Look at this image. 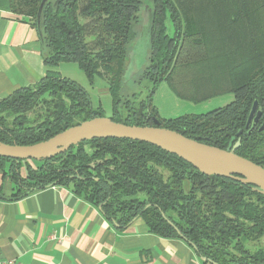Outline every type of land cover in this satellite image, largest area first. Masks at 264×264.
<instances>
[{
    "label": "trees",
    "instance_id": "trees-1",
    "mask_svg": "<svg viewBox=\"0 0 264 264\" xmlns=\"http://www.w3.org/2000/svg\"><path fill=\"white\" fill-rule=\"evenodd\" d=\"M42 1L0 0V10L21 15L37 29L49 67L36 84L0 98V142L32 145L104 116L84 87L52 69L75 62L91 82L96 76L107 80L112 120L153 126L156 118L162 127L222 149L241 136L236 153L264 167V129L259 130L264 121V0H48L39 30ZM146 4L154 16L141 78L151 85L146 97L141 92L129 96L123 94L124 73ZM162 81L185 100L201 102L228 92L234 99L208 113L165 119L153 104ZM255 100L263 116L249 134L246 124ZM30 111L37 116L31 119ZM0 171L12 186L9 199L71 185L120 230L141 218L152 233L188 241L204 264H264V249L246 245L264 236V192L204 174L150 143L95 138L42 161L0 156Z\"/></svg>",
    "mask_w": 264,
    "mask_h": 264
},
{
    "label": "crops",
    "instance_id": "crops-1",
    "mask_svg": "<svg viewBox=\"0 0 264 264\" xmlns=\"http://www.w3.org/2000/svg\"><path fill=\"white\" fill-rule=\"evenodd\" d=\"M48 69L37 29L0 10V98ZM0 186V264H204L188 241L152 233L141 218L120 230L71 185L9 199L12 186L0 171Z\"/></svg>",
    "mask_w": 264,
    "mask_h": 264
},
{
    "label": "water",
    "instance_id": "water-1",
    "mask_svg": "<svg viewBox=\"0 0 264 264\" xmlns=\"http://www.w3.org/2000/svg\"><path fill=\"white\" fill-rule=\"evenodd\" d=\"M48 0L41 2L38 11V28ZM144 12L149 17L150 40L154 11L147 5ZM259 102L255 100L246 128L250 134L263 116ZM153 126H136L116 122L110 117L98 116L72 126L53 137L32 145L6 144L0 142V156L20 160L42 161L66 152L74 145L95 138H126L155 145L167 152L176 154L207 175L229 177L250 183L264 192V167L236 153L242 142L240 136L234 139L226 149L206 144L199 139L189 138L177 131L161 126L154 118ZM264 129V121L259 130ZM243 130L238 132L241 135ZM204 157H210L207 160ZM101 208V207H100ZM118 226L117 224H115Z\"/></svg>",
    "mask_w": 264,
    "mask_h": 264
},
{
    "label": "rangeland",
    "instance_id": "rangeland-1",
    "mask_svg": "<svg viewBox=\"0 0 264 264\" xmlns=\"http://www.w3.org/2000/svg\"><path fill=\"white\" fill-rule=\"evenodd\" d=\"M141 17V26L138 27L139 34L129 47V56L124 73L123 94L130 96L133 93L141 92L142 97H146L151 83L141 78V76L148 63L150 53V28L149 17L145 12H142ZM167 25L168 32L172 34V24L169 20ZM52 69L58 72V75L75 80L84 87L89 92L93 105L95 107L101 105L104 116H111L113 100L109 92L108 82L104 77L96 76L94 82H91L75 62H64L52 67ZM233 99L234 94L228 92L201 102L185 100L176 96L168 83L162 81L153 96V104L162 118L169 119L185 114L208 113L229 104ZM43 112L44 109L38 110V113ZM28 116L33 119L37 116V113L30 111ZM164 173L167 177L168 172L164 171ZM246 245L253 251L264 249V236L257 241L248 242Z\"/></svg>",
    "mask_w": 264,
    "mask_h": 264
},
{
    "label": "bare ground",
    "instance_id": "bare-ground-1",
    "mask_svg": "<svg viewBox=\"0 0 264 264\" xmlns=\"http://www.w3.org/2000/svg\"><path fill=\"white\" fill-rule=\"evenodd\" d=\"M205 159H207V160H211V158L210 157H204Z\"/></svg>",
    "mask_w": 264,
    "mask_h": 264
}]
</instances>
